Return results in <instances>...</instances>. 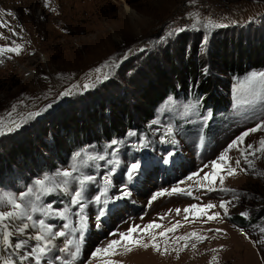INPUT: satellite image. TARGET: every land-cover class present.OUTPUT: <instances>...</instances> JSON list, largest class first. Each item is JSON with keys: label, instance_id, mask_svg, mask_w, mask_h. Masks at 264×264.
<instances>
[{"label": "rangeland", "instance_id": "374dc122", "mask_svg": "<svg viewBox=\"0 0 264 264\" xmlns=\"http://www.w3.org/2000/svg\"><path fill=\"white\" fill-rule=\"evenodd\" d=\"M226 1L230 8L211 20L227 26L205 27L208 18L194 9L188 11V17L192 19L190 25L185 23L181 9L193 0H0V23L6 25L0 27V36L7 38H0V46L11 47L14 46L13 42L22 46L19 56L5 53L0 57L4 61L0 63V129L5 133L0 135V165L5 160L10 162L15 153L25 152L24 149L28 152V148H31V151L40 153L38 150H45L41 148L42 144H56V139L77 124L91 126L97 118H105L109 99L110 102L121 99L108 97L120 93L121 88L114 89L117 85L128 87L123 90H127L129 97H124L125 101H119L120 104L130 106L138 101L141 107L143 100L139 98L142 89H150L151 83L158 84L168 79L170 74L169 80L181 81L188 68L184 63L190 58L189 69L193 71L192 77L197 75L196 84L207 77L216 81L217 69L222 63L219 58L213 59L211 53L217 50L218 41L225 33L244 37L257 30L264 32V0ZM127 7L130 11L126 10ZM8 12L13 15H7ZM56 13L57 17H51ZM195 13L199 14V24L192 16ZM181 27L185 31L173 32ZM13 31L18 35L13 36ZM259 49L260 53L264 52V46ZM224 55L231 60V52L224 51ZM171 57L176 59L172 64L164 60ZM175 66L177 70L173 71L171 68ZM97 69L100 71L97 72ZM138 71L146 74V77L140 76ZM252 71H264V68ZM252 71L233 79L221 76L230 82V91L223 93L230 101L228 111L222 116L225 121H211L207 125L209 115L199 116L191 102H169L154 120L144 125L149 133L147 140L151 138L149 144L141 141L127 145L130 153L144 151V155H154L150 158L152 160L142 163L140 160H128L117 152L123 144H116L109 149L106 160L89 162L91 166L83 170L94 175L96 181L86 185V207L81 215L85 217L87 229L80 256L74 264H107L110 260L119 264H264V243H259L264 239V232H261V228H264V176L258 175L264 172V157L260 154L249 156L253 160L254 170L249 169L247 174L237 169V175L228 176L225 167L215 177L214 183L202 179L205 174L213 172L211 161L217 160L237 136L264 120V103L249 94L242 83ZM193 82H186L187 87ZM85 85L88 87L85 88ZM65 92L68 95H63ZM207 126L214 139L201 149L199 133ZM168 127L173 128L171 137L164 135ZM260 139H264V131L250 134L244 143L258 147ZM164 143L172 145V148L163 146L166 149L163 150L160 145ZM158 145V149L154 150ZM80 152L81 164L86 159L85 152L97 154L87 148H82ZM228 157L232 167H236L237 159L241 161L240 168L247 167L236 148L228 153ZM154 160L161 164H172V173L162 172L159 162ZM134 162L141 167L129 183L126 170ZM72 163L73 160L69 159L67 164L58 166L49 174L69 168ZM151 163L156 167L153 173L146 175L144 166ZM3 168H0V194L25 192L27 188L34 187V181L38 179L28 183L24 180L26 178L11 181L12 177L3 176ZM111 169L114 171L110 172ZM170 169L168 167L164 171L169 172ZM14 173L16 170L12 168V175ZM160 173L164 175L160 176ZM193 173L198 175L193 176ZM221 175L225 178L223 185L219 182ZM106 176L111 180L109 197L121 195L125 185L131 196L114 204L109 203L107 208L111 211L99 218L101 226L97 228L100 205L92 201L103 190ZM189 176H192L191 180ZM173 187L190 191L191 195L180 192L166 194L149 205L154 193L164 189L171 191ZM209 187L214 190L208 191ZM221 188L235 191L224 192ZM70 199L69 195L63 193L44 197V202L51 203L54 208H70L68 229L62 228L65 221L58 218L47 221L55 226L56 231L68 233L66 237L53 240L51 251L45 258L52 264H60L56 257L64 256L59 249L65 246V241L72 239L75 243L79 236L78 232L72 235V229L80 226V218L75 215L79 206H72ZM222 201L231 202L226 205L227 216L219 207ZM207 204L216 207L206 210V215L183 212L191 205L203 207ZM175 209H181L179 215ZM242 212H246L247 217L242 216ZM215 213L220 214L219 218L207 221V216ZM235 215L243 217L245 221L240 224L233 222L231 217ZM255 215L259 219L254 223L250 217ZM177 222L179 225L173 232L163 237L159 235ZM153 223L161 227L146 228ZM131 226L138 229L133 234L134 238L149 243L147 249L135 247L131 252H126L120 248L118 255L92 257L97 247H104L110 240L119 238L112 233L127 232ZM140 229L145 231L141 233ZM209 229L222 231L216 233ZM32 232L30 229L29 234ZM191 232L207 239L203 242L194 237L187 242L176 239ZM152 236H156L155 242L160 245L161 252L151 247ZM185 243L187 247H184ZM34 244L35 241H30V245ZM165 246L169 251L162 254ZM3 254L4 250L0 247V255ZM13 258L19 264L18 257Z\"/></svg>", "mask_w": 264, "mask_h": 264}, {"label": "snow or ice", "instance_id": "6c2138e0", "mask_svg": "<svg viewBox=\"0 0 264 264\" xmlns=\"http://www.w3.org/2000/svg\"><path fill=\"white\" fill-rule=\"evenodd\" d=\"M2 14V13H0ZM7 15L12 16L13 13L8 12ZM193 18L196 19V22L199 24L200 18L199 14H192ZM205 27H226L225 24H216L208 18L204 23ZM0 27H6L5 24L0 23ZM185 31L184 28L174 29V33H180ZM12 35H18L15 31L12 32ZM2 39H7L6 37L0 36ZM207 41H205L206 43ZM14 46H0V57H2L5 53H15V55L19 56L22 51V46L20 44H15ZM143 51V49H141ZM9 59L11 57H8ZM0 63H3V60L0 59ZM107 66V65H106ZM100 69H97L99 72ZM246 87V90L249 94L255 97L258 101L264 103V71H252L249 73L244 81L242 82ZM85 88L88 85L84 86ZM63 95H68L67 92L63 93ZM50 107V105H49ZM39 115V113H36ZM210 118V114L209 117ZM16 127H19L17 125ZM8 131H12V129H8ZM264 131V120L260 121L256 124L255 127L249 128L246 131L242 132L239 136L236 137L228 146L227 149L220 154L217 160L211 161V167L213 172L211 174H205L202 178L203 180L210 181L212 183L215 182V177L219 175L220 171L226 167L228 176L237 175V169L243 171L245 174L248 173L249 169L254 170L253 160L249 159V156L256 157L257 154L264 157V139H260L258 141V147L247 144L245 145V139L250 136V134ZM4 131L0 129V135H4ZM131 135H135V133H130ZM165 136L171 137L173 135V128L168 127L164 133ZM112 145H116L118 141L113 140ZM236 148L240 152V156L243 158L244 163L247 165L246 168H240L241 161L237 159L235 161L236 167H232L229 162L228 153ZM118 151V149H117ZM114 154V153H113ZM82 153L77 151L73 157V163L69 168L57 170L54 174L43 175V178H38L34 181V187H29L25 192L15 194L12 192H6L0 194V247L3 248L4 254L0 255V264H17V260L13 257H18L19 264H27V262L31 261L32 264H52L51 261H46L48 253L51 251L53 246V240L58 237H66L68 233L66 231L60 230L56 231L55 226L53 224L48 223L47 221L50 219H60L65 221L62 225L63 229L69 228V207L64 208H54L51 203H45L44 197L52 195L54 193H63L65 195H69L71 197L70 204L72 206H79L78 211L75 213L76 216L80 218V226L79 228L72 229V235H76L79 233L78 239L74 243L72 239H67L65 241V246L59 249V252L63 253V257H56V260L60 261V264H74V262L79 258L81 253V247L84 241V232L87 229V225L85 223V217L81 215L84 212L86 207L85 200L86 197V185L94 183L96 181V177L91 174H87L84 172V168L90 167L89 162L95 161H104L106 160V155L99 154H88L84 153L86 157L83 164H81L80 158ZM223 162V164L221 163ZM115 163H119L116 161ZM139 163H131L127 170L126 176L127 180L130 183L135 174L140 170ZM207 167V165H205ZM114 171V169H111ZM198 175L197 173H193V176ZM260 176H264V172L258 173ZM189 180L192 179V176L188 177ZM224 176H220V184H224ZM104 188L100 192V194L95 195L94 202L97 205H100V211L97 213L98 222L96 227L99 228L101 226L99 222V218L105 216L106 212L111 211V209L107 208L109 203H115L117 200L126 199L131 196V192L128 190L127 185L123 189H121V195L109 197V189L108 186L111 184V180L106 176L104 178ZM76 185V187H73ZM208 191H212L211 187L207 189ZM221 191L224 192H234V189L229 188H221ZM183 193L185 195H191L190 191H185L183 189H179L177 187H173L171 191L168 189L161 190L152 195L149 200V205L157 198L163 195H171L174 193ZM103 198V201H102ZM238 199V197H237ZM231 203L230 201H222L219 205L221 209L224 210V215H228V208L226 205ZM216 207L213 204H207L203 207H199L197 205H191L188 208L183 209L184 213L194 212L196 214H205L206 210H210ZM171 212V210H170ZM177 215L180 214L181 209H175ZM219 213H215L213 215L207 216V221L215 220L219 218ZM242 216L247 217L246 212L241 213ZM37 216L39 218H37ZM163 218V217H162ZM187 219V216L185 217ZM179 225H173L172 227L166 229L165 232H161L160 236H166L168 232H173L176 227ZM161 225L158 224H149L146 226L147 229L159 228ZM33 230L32 234H29V230ZM138 231L136 226H131L128 228L127 232H119L112 233V235H118V239L110 240L106 246L97 247L92 252V257L96 258L99 255L104 256H114L119 254V249L123 248L126 252H131L135 247H142L147 249L150 245L149 243L144 242L142 239H136L133 237V234ZM141 233L145 230L140 229ZM209 231H214L216 233L221 232V229H209ZM261 232H264V228H261ZM14 237H24L23 239H14ZM194 237L197 241L203 242L207 237L203 235H198L196 232L188 233L186 236H180L176 239L178 241L187 242L190 238ZM30 241H35L34 245H30ZM151 247L157 251L161 252L160 245L157 244L156 236L151 237ZM259 243H264V239H261ZM184 247H187V243H185ZM195 248V244L192 245ZM168 248L165 246L163 253H168ZM174 251H177L174 249ZM213 251H216L213 249ZM215 260L216 258L213 257ZM91 264V262H89ZM107 264H119V262L110 260Z\"/></svg>", "mask_w": 264, "mask_h": 264}, {"label": "trees", "instance_id": "16d2710c", "mask_svg": "<svg viewBox=\"0 0 264 264\" xmlns=\"http://www.w3.org/2000/svg\"><path fill=\"white\" fill-rule=\"evenodd\" d=\"M218 42L217 50L211 53L213 59L219 58L222 63L217 69L216 81L208 80L207 77L202 82L196 84L197 75H195L196 77H192L193 71L189 69L192 62L190 58L184 63L188 68L184 71L185 76L183 79L181 78V81L177 79L169 80L172 76L170 74L168 75V79H163V81L158 84L154 85L151 83L149 86L151 87L150 89H142L143 92L141 98H139L143 100L141 107L138 101L133 102L130 106L120 104L119 101H125L124 97H129V94L126 93L127 90H123L128 87L126 85H117L114 89L121 88L120 93H114L108 97H121V99L118 101L113 100V102H110L109 99V109L107 110L108 112H106L107 116L105 117L103 114L105 118L96 117L97 119L91 123V126L77 124L75 128L67 129L64 135L56 139V144L49 146L42 144L41 148H45V150H38L40 153L31 151V148H28V152L24 149L25 152L15 153L14 155L16 157L13 158V155L10 162L5 160L4 163H1L0 166L4 167L3 176L5 178L12 177L10 179L11 181L15 178H26L24 180H27L28 183L32 181V179L43 177L45 173H51L58 166L67 164L69 159H72L73 155L77 151H81L82 148L90 149L99 155H108L109 149L113 146L111 143L113 140L118 141L117 144H123L118 148L117 152L125 155L128 160H140L141 163L144 160H152L150 158L154 155H144V151L130 153L127 145L129 143L135 145L141 141H146L147 144H149L151 138L147 140L149 133L144 125L154 120L158 112L161 111V108L169 102L180 100L185 103L187 101L191 102V104L195 106V110L199 116L210 114V120L207 125H209L211 121H213V123L225 121L226 119L222 116L228 111L230 101L226 98L227 95L224 96L223 93L230 91V82L221 78V76H226L230 79L239 78L252 70L264 68V52L260 53L259 49L264 46V32L257 30L247 33L244 37H240V34L234 36L232 33L230 34L227 32ZM224 51L231 52L230 61L228 57L224 55ZM216 53L219 55L217 56ZM164 60L169 64L176 61L173 57ZM177 66L171 69L173 71L177 70ZM139 75L146 77L144 73H139ZM175 78H177V76ZM190 80L194 82L191 83L190 87H187L186 82L189 83ZM138 96L140 97V93ZM101 108L103 109L104 107ZM136 122H139L140 125ZM130 133H135V135H131ZM199 134L202 138L199 144L201 149L210 145L211 139H214V136H211L212 131L208 126L202 131L200 130ZM163 146H166L165 148H172V145L164 143L160 145L163 150H166ZM158 147L159 145L157 147L155 146L154 150L158 149ZM106 149L107 151H105ZM43 152H46L50 157H46ZM20 157L22 158L20 159ZM153 162H159L160 165L158 166L162 168V172L166 174L172 173V167H174L172 164L168 162L161 164L160 161L156 160ZM9 163H12V165ZM144 167L147 169V172L144 173L148 175L153 173L152 171L156 165L151 163L149 166ZM168 167L171 168L169 172L164 171ZM12 168L16 170L14 175H12ZM164 173H160V176H163ZM0 185H2L1 180ZM258 219L259 217L256 215L255 217H250V221H254V223L257 222ZM231 220L237 224L245 221L243 217L238 215L231 217Z\"/></svg>", "mask_w": 264, "mask_h": 264}, {"label": "built area", "instance_id": "2783aa9c", "mask_svg": "<svg viewBox=\"0 0 264 264\" xmlns=\"http://www.w3.org/2000/svg\"><path fill=\"white\" fill-rule=\"evenodd\" d=\"M229 8V3L226 0H193V2L183 5L181 11L184 14L185 23L190 25L192 19L188 17V11L191 9L198 10L207 18H215Z\"/></svg>", "mask_w": 264, "mask_h": 264}, {"label": "bare ground", "instance_id": "6f19581e", "mask_svg": "<svg viewBox=\"0 0 264 264\" xmlns=\"http://www.w3.org/2000/svg\"><path fill=\"white\" fill-rule=\"evenodd\" d=\"M60 6H61V5H60ZM60 8H61V7H60ZM59 10H60V9H59ZM126 10H129V11H130V9H129L128 7L126 8ZM50 12H51V11H50ZM132 15H133V14H132ZM132 15H131V16H132ZM57 16H58V15H57V13H56V14L52 15L51 17H57ZM3 62H4V61H3ZM6 63H7V62H6Z\"/></svg>", "mask_w": 264, "mask_h": 264}]
</instances>
